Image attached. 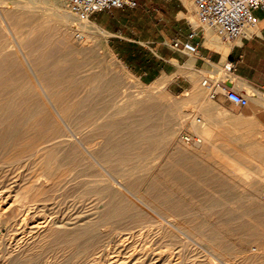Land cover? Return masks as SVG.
Masks as SVG:
<instances>
[{
  "label": "bare ground",
  "instance_id": "obj_1",
  "mask_svg": "<svg viewBox=\"0 0 264 264\" xmlns=\"http://www.w3.org/2000/svg\"><path fill=\"white\" fill-rule=\"evenodd\" d=\"M184 1L193 7L196 0ZM66 2V0L65 2L0 0V12H3L4 16V19L0 16V162L9 165L10 168L12 163L6 154L10 148L20 144L21 149L25 148V151L30 152L31 157L27 159L29 164L32 161L36 162L39 157L44 158L45 154L50 166L68 165L73 168L75 173L73 176H66L71 171H67L68 167L61 171L65 174L59 173L60 175L56 177V189L62 184L58 186L59 182L75 183L70 186L63 185L62 187L66 189L70 187L71 190H65L60 194L73 196L72 200L75 202L89 201L92 203L90 211L68 218H56L52 221L55 226L45 224L41 229H54L56 241L63 242L68 248L71 246L74 249L76 245V254L81 255V261L86 260L92 251L100 246L104 234L119 228L108 225L111 221L119 223L129 219L134 223H141L142 226H148V230L152 227L161 228V231L169 236L174 234V229L170 228L173 227L181 235H185L178 226L182 225L175 224L169 219L170 192L162 186L161 177L157 173H161L165 181L174 176L182 185L187 184L192 188L195 185L191 175L203 174L205 170L203 165L197 162L187 164L185 158L181 157L176 167L170 168L169 160L176 154V151L172 150L173 144L182 142L185 145L186 149H182L177 155H188L195 152L194 150L201 152L206 146L217 154L218 140L224 139L230 144V140L239 139L237 136L243 133H232L225 129L219 132L203 116L196 113L192 115L183 111L173 113L170 110L171 107H176L173 104H169L168 114L162 116L158 109L159 102L151 98L148 92L143 99L141 92L128 90L120 93V89L113 86L101 97L96 98L97 100L93 99L90 91L79 93L76 88L87 80V77L77 76L82 63L68 65L58 62V59L67 52L88 48L89 38L95 33L105 35V32L90 17L73 12ZM13 9L18 12L16 23L28 24L32 17H35L38 22L33 25L39 33L29 38L23 35L22 31L20 38L14 37V33L19 31L18 26L11 24L14 21L12 13L8 16L5 14L7 10L11 12ZM192 17L196 20L194 15ZM57 22L62 24L61 29L69 41L64 51L55 48L45 49L44 45L34 48L31 41L56 42L57 37L53 30L58 27ZM73 30L80 31L78 35L85 37L82 46L75 45ZM55 56L56 66L45 64V60L54 59ZM25 64L38 75L43 86L40 91L30 84V75ZM47 77L50 79L48 82L50 86L56 82L58 87L56 91L44 86L42 79L46 81ZM207 77L224 80L234 87H240L250 99V103L244 107V113L240 116L242 123L239 125L248 127L254 124L252 122L254 106L257 104L264 106V93L235 77L226 81L222 67L215 74L205 75L202 84ZM70 84L74 88L69 89ZM193 99L198 101V96L194 95ZM132 106H135V110L129 112ZM54 112L58 117H54ZM162 117L165 119L164 139L159 136ZM187 122L190 125V132L183 135L181 130L183 125L188 124ZM94 137L101 138L96 146L91 144ZM189 143L194 147L187 146ZM263 153L261 148L253 150V154L258 157ZM144 163L146 167L140 166ZM184 164L188 166L184 167ZM245 165L248 166V170L244 172L245 180L249 178L248 182L252 184L264 180V168L259 167V163L254 168L246 163ZM84 175L87 177L80 178ZM201 179L208 181L210 178L205 176ZM35 180L40 187H44L46 181L51 178L44 170L38 173ZM224 186L225 190H229L227 183H224ZM19 202L21 205L25 203L22 200ZM155 204H160V207ZM226 215L230 218L231 212L228 210ZM96 229L98 231L94 232ZM87 232L91 234L83 241L82 238ZM196 235L197 232L195 237ZM249 260L253 261L251 258ZM223 263L230 264L226 261Z\"/></svg>",
  "mask_w": 264,
  "mask_h": 264
},
{
  "label": "rangeland",
  "instance_id": "obj_2",
  "mask_svg": "<svg viewBox=\"0 0 264 264\" xmlns=\"http://www.w3.org/2000/svg\"><path fill=\"white\" fill-rule=\"evenodd\" d=\"M66 5L69 7L67 2ZM11 13L14 20L11 24H17L19 29L14 33V37L20 38L22 31L23 35L29 38L39 33L33 25L38 22L35 17H32L28 24L16 23L18 12L13 9L11 12L7 10L5 14L8 16ZM41 14L42 12L39 13ZM261 14L263 15L264 11ZM0 16L4 19L3 12H0ZM194 17L196 20L192 18L197 24L201 23L196 15ZM57 25L56 30H53L56 33V42L31 41V45L34 48L44 45L45 49L64 51L69 41L61 29L62 24L57 22ZM78 34L80 31L73 30V41L75 45L82 46L85 37ZM87 44L88 48L67 52L58 59V62L68 65L82 63L77 76L87 77V80L76 88L79 93L90 91L93 99H96L113 86H117L120 93L128 90L141 92L145 99L144 95L148 92L151 98L159 102L158 109L162 116L168 114V106L173 104L176 106L170 109L173 113H196L203 116L219 132L225 129L243 134L238 135L239 139L235 141L230 140V144L224 139L218 140L217 154L206 146L201 152L194 150L195 152L188 155H177L182 149H186L185 145L182 142L173 144L172 150L176 151V154L169 160L170 168L176 167L177 163L185 158L187 164L197 162L203 165L206 173L191 175L195 185L192 188L187 184L182 185L174 176L165 181L163 175L157 173L161 177L162 186L170 192L169 219L175 224H181L182 226H178L185 235H181L173 227L170 228L174 229V234L169 236L161 231V228L152 227L155 229L148 230V226H142L141 223H134L129 219L119 223L111 221L108 225L119 228L104 234L100 246L92 251L85 262L81 261V255L77 256L76 245L74 249L71 246L68 248L63 242L56 241L54 229H41L45 224L55 226L52 221L56 218H68L90 211L92 203L89 201H86L89 202L87 204L75 202L72 200L73 196L60 194L71 190L70 187H62L63 185L70 186L75 183L59 182L57 185L62 183L61 186L58 185L61 188L56 189V177L59 173L68 167L67 171H71L66 176H73V168L68 165L50 166L45 154L44 158L39 157L41 161L38 158L39 161L29 164L27 159L31 157L30 152L16 144L6 154L12 163L10 168L0 162V264H224L223 261L230 264H264V180L252 184L248 182L249 178L245 180L244 177V172L248 170L245 163L253 168L259 163V167L264 168V153L259 157L253 154V150L257 148L264 152V106H254V124L248 127L239 125L242 123L240 116L245 108L228 107V100L223 95L213 98L202 84L205 74L197 84L186 85L183 89L168 88L165 84L150 83L135 75L112 51L105 35L95 33ZM45 64L56 66V56L54 59L45 60ZM25 66L29 71L30 84L40 91L43 86L38 75L26 64ZM47 78V82L42 79L44 86L56 91V82L50 86V79ZM68 88L74 87L70 84ZM239 92L248 97L242 91ZM194 95L198 96V101L193 99ZM248 100L249 104L250 99ZM133 110L135 106L130 107L128 111ZM54 117H58L55 112ZM164 122L162 117L159 136L163 139L166 135ZM189 126V123L183 125V135L190 132ZM100 140L101 138L94 137L91 144L96 146ZM87 156L90 158L88 154ZM90 160L92 161L91 158ZM187 164H184V167L188 166ZM145 165L144 163L140 166L146 167ZM44 170L51 180L46 181V186L40 187L35 178ZM205 176L210 179L202 180ZM86 177L84 175L80 178ZM224 183H227L229 190H225ZM20 200L25 202L24 205L20 204ZM228 210L231 212L230 218L226 215ZM96 231L98 230L94 232ZM196 232L198 235L195 237ZM90 234L91 232H87L82 240L85 241Z\"/></svg>",
  "mask_w": 264,
  "mask_h": 264
},
{
  "label": "crops",
  "instance_id": "obj_3",
  "mask_svg": "<svg viewBox=\"0 0 264 264\" xmlns=\"http://www.w3.org/2000/svg\"><path fill=\"white\" fill-rule=\"evenodd\" d=\"M137 1L134 7H115L90 16L105 32L112 51L135 75L150 83L183 89L199 83L204 74H215L225 62L234 61L236 70L226 75V81L235 77L264 93V10L255 11L257 27L246 25L240 37L229 39L194 21L195 4L189 6L184 0ZM194 29L200 43L197 52L188 53L182 43ZM226 103L232 109L240 107Z\"/></svg>",
  "mask_w": 264,
  "mask_h": 264
},
{
  "label": "built area",
  "instance_id": "obj_4",
  "mask_svg": "<svg viewBox=\"0 0 264 264\" xmlns=\"http://www.w3.org/2000/svg\"><path fill=\"white\" fill-rule=\"evenodd\" d=\"M73 12L84 17L102 10L115 7H134L137 0H66ZM196 13L203 27L215 28L219 35L236 39L240 37L246 25L257 27L259 18L255 11L264 10V0H196ZM197 30H192L189 38L184 41L183 49L188 53L198 51L199 41H196ZM175 45L179 42L175 41ZM222 70L226 75L234 73L236 64L234 61H227L222 65ZM203 85L209 89L213 98L223 95L226 100L245 107L249 100L224 80L207 77L203 80Z\"/></svg>",
  "mask_w": 264,
  "mask_h": 264
}]
</instances>
